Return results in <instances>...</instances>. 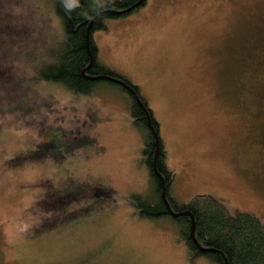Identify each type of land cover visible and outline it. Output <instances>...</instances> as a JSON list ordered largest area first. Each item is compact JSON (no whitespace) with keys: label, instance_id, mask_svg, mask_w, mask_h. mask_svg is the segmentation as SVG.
<instances>
[{"label":"rangeland","instance_id":"obj_1","mask_svg":"<svg viewBox=\"0 0 264 264\" xmlns=\"http://www.w3.org/2000/svg\"><path fill=\"white\" fill-rule=\"evenodd\" d=\"M54 6L0 0V264H215L189 259L173 217L139 216L153 179L126 87L38 78L63 39ZM103 23L97 60L158 122L170 195L264 222V0H146Z\"/></svg>","mask_w":264,"mask_h":264},{"label":"trees","instance_id":"obj_2","mask_svg":"<svg viewBox=\"0 0 264 264\" xmlns=\"http://www.w3.org/2000/svg\"><path fill=\"white\" fill-rule=\"evenodd\" d=\"M53 2L54 11L62 23L63 39L59 45L60 50L49 62L44 63L38 78L60 83L65 88L75 89L76 92L89 93L94 83L82 76V69L92 59L91 69L86 72L117 78L124 84L108 80L120 83L124 89L125 85H128L140 94L137 85L97 60L98 49L92 39V32L95 29L105 28L103 23L105 17L125 16L144 5L146 0H103L95 6H92L90 0H53ZM90 20L92 24L87 33ZM126 89L128 96H132L131 90L127 87ZM141 99L144 102V110L149 111L153 134L155 132L156 136L145 125L144 113L131 107V115L136 125L144 126L147 131L142 156L153 179V185L145 195L140 192L131 195L138 205L139 216L156 218L169 215L179 221L180 239L187 248L190 260L206 256L215 264H264V222L256 215L245 210H231L222 199L210 195H196L187 202H179L170 195L174 172L166 164V150L158 133L159 124L148 108L146 100L142 96ZM132 105L136 107L135 103ZM155 154L156 166L161 178L153 168L152 161ZM162 181L170 208L174 212L189 210L195 221L196 240L201 246L214 248L215 251H201L191 240L189 216L170 215L162 199Z\"/></svg>","mask_w":264,"mask_h":264},{"label":"water","instance_id":"obj_3","mask_svg":"<svg viewBox=\"0 0 264 264\" xmlns=\"http://www.w3.org/2000/svg\"><path fill=\"white\" fill-rule=\"evenodd\" d=\"M91 24H92V20H90L89 22V25H88V28H87V33L89 32V28L91 27ZM92 63V59H90V62L87 64L86 67H84L82 69V76L86 79H92V80H97V79H102V78H106V79H111V80H114V81H118L122 84H124L121 80L117 79V78H114V77H111V76H108V75H96V76H89L88 74L85 73V70L87 68L90 67ZM128 89H130L131 91L134 92V90L129 87L128 85H125ZM134 95L136 96V94L134 93ZM137 97V96H136ZM138 99V98H137ZM155 136H156V133L154 132ZM153 168H154V171L155 173L158 175V177H162L161 174L158 172L157 170V166H156V154L154 155V158H153ZM162 199L166 205V208H167V211L170 213V215L174 216V217H177V216H182V215H185V216H189L190 218V238L191 240L196 244V246L198 247V249H200L201 251H215L214 248H210V247H203L201 246L198 241L196 240L195 238V234H194V230H195V221H194V217L192 215V213L189 211V210H184V211H179V212H174L171 208H170V205H169V202L167 200V197L165 195V185H164V181H162ZM227 264V263H226Z\"/></svg>","mask_w":264,"mask_h":264},{"label":"flooded vegetation","instance_id":"obj_4","mask_svg":"<svg viewBox=\"0 0 264 264\" xmlns=\"http://www.w3.org/2000/svg\"><path fill=\"white\" fill-rule=\"evenodd\" d=\"M91 67V66H90ZM87 68L86 70H85V73L86 74H88L89 76H96L95 74H90V73H88V72H86L87 70H89V69H91V68ZM89 81H92V83L93 82H95L96 80H92V79H88ZM98 80V79H97ZM73 91L74 92H76L75 91V89H73ZM77 93L78 94H88V93H83V92H80V91H77ZM131 93V95L132 96H130L129 95V97H130V100H131V104H130V106L134 109H137L138 111L140 110L141 112H143L144 113V119H145V125L151 130V132H152V134H153V129H152V122H151V117H150V114H149V111L148 110H144V105H143V100L141 99V96H140V94L139 93H137V91L136 90H134V92L133 91H131L130 92ZM134 93L136 94V96L134 95ZM138 98V99H137ZM133 100H134V102H133ZM133 103H135L136 104V107H138V108H136L135 106H133L132 104ZM142 117V116H141ZM140 117V118H141ZM134 123H135V120H134ZM136 124V123H135ZM142 124V123H141ZM154 135V134H153ZM156 144H157V142H156ZM37 151L38 150H33V151H31V153L33 152L35 155L33 156L32 155V159H35V157L37 156H39L38 155V153H37ZM50 155V152H49V154H48V156ZM60 155L59 154H52V155H50L48 158H57V157H59ZM62 156V155H61ZM12 159V158H11ZM58 195V193H57V190H55L53 193H52V196H57Z\"/></svg>","mask_w":264,"mask_h":264}]
</instances>
